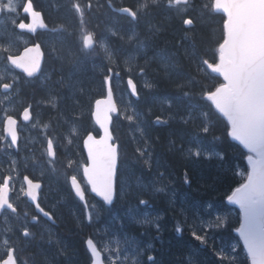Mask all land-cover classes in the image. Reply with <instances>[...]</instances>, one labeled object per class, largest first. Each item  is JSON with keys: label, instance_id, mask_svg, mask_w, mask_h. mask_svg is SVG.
<instances>
[{"label": "trees", "instance_id": "16d2710c", "mask_svg": "<svg viewBox=\"0 0 264 264\" xmlns=\"http://www.w3.org/2000/svg\"><path fill=\"white\" fill-rule=\"evenodd\" d=\"M100 1L102 13L110 12L113 18H101L94 48L81 56L72 41L53 40L59 41L57 58L64 59L59 44H66L74 58L68 55L66 65L46 59L33 81L43 90L36 97L45 101L59 125L62 144L77 148L82 160V139L96 131L91 115L83 116L85 106L89 107L87 97L96 93L95 99L101 98L109 77L107 67L116 72L111 77L119 109L118 132L114 128L120 152L115 203L108 209L94 202L101 205L99 216L87 224L80 203L76 208L68 202L69 186L51 188L43 180L39 204L57 222L58 239L63 247L68 245V251L80 253L78 264H88L86 236L97 238L94 241L108 264H249L234 234L239 213L225 203L245 179L238 172H246L247 153L230 140L227 123L204 98L221 84L205 63L217 61L224 17L212 11V0H191L187 13L191 26L186 27L173 14L160 12L156 3L161 0H124L123 5L136 14L132 21L114 16ZM154 25L160 26L159 33V28L145 30ZM100 55L103 60L98 61ZM78 56L83 65L74 64ZM70 65H74L71 70ZM128 78L136 85L138 100L128 94ZM64 85L71 91H64ZM72 133L78 140L71 146ZM8 153L16 156L12 150ZM59 154L57 146V160ZM0 170L5 172L6 167ZM27 174L37 180L29 172L23 175ZM11 201L18 202L13 195ZM15 207L19 209V202ZM9 235L18 250L22 235ZM38 246L47 245L40 241ZM39 253L27 254L26 260L31 258L27 264L52 261L43 250Z\"/></svg>", "mask_w": 264, "mask_h": 264}, {"label": "water", "instance_id": "95a60500", "mask_svg": "<svg viewBox=\"0 0 264 264\" xmlns=\"http://www.w3.org/2000/svg\"><path fill=\"white\" fill-rule=\"evenodd\" d=\"M213 11L225 16V40L218 48V62L207 65L208 70L220 77L223 85L205 96L229 125V137L250 155L246 158L248 175L246 181L236 188L226 199V203L240 213V225L235 231L239 237L249 264H264V0H214ZM134 19L128 9L120 11ZM39 18V15L35 17ZM186 25L190 26L189 21ZM90 36L84 40L86 49L92 47ZM30 51V53H29ZM30 57H26L27 55ZM27 77L38 75L42 56L39 52L25 51L19 61L12 63ZM128 91L137 99L136 86L127 80ZM118 110L109 82L106 83V98L93 105L92 120L100 131V137L89 134L83 141L87 165L82 175L89 187V193L109 208L115 201V179L118 164L117 144H112V115ZM29 110L21 115V121L29 123ZM17 121L7 118L3 133L17 150L19 134ZM48 158L54 159L55 152L51 141L47 146ZM24 197L38 214L50 224L51 216L38 205L40 183L23 179ZM69 186L73 195L86 207L82 187L75 178H70ZM9 178L0 186V212L16 211L9 203ZM85 248L90 255V264H105L102 254L88 239ZM1 264H17L14 251L10 250Z\"/></svg>", "mask_w": 264, "mask_h": 264}, {"label": "rangeland", "instance_id": "374dc122", "mask_svg": "<svg viewBox=\"0 0 264 264\" xmlns=\"http://www.w3.org/2000/svg\"><path fill=\"white\" fill-rule=\"evenodd\" d=\"M94 1H95L94 21L97 20V22L100 21L102 22V20L104 19L110 20L113 18L111 13L110 12L108 13L106 10H105L106 12L103 11L102 13V9L98 7V5L100 4V0H94ZM105 1H112L115 2L116 4H123L124 2V0H105ZM156 5L160 7L161 9L160 12L162 14H164V12H169L174 15L173 16L174 19H178L181 22H184V20L188 18L187 10L191 6L190 3H188V5L187 2L186 4H182L177 0H171V1L161 0L158 3H156ZM171 9H173V11ZM54 15L55 13L53 14V17H55ZM114 16L116 15L114 14ZM57 17H61V15ZM100 25L101 23L97 24L96 26L90 29H82V27H80L78 30L73 32L66 29L63 30V33L68 41L73 42L74 41L73 37H74L78 41V43L82 45L83 38H85L88 35L87 33L89 31L92 34L95 42L96 32L98 30L97 27ZM160 26L162 27L164 26V24L162 23ZM160 26L159 25L156 26L154 25L152 27L147 26L145 30L149 32L152 28L158 29ZM160 31H161L160 28L156 30L157 33H159ZM58 42L55 43L51 42L52 44L51 48L53 49V54L52 56H49L48 59H50L51 63L53 62V60H57L59 61L58 62L59 64L66 65L65 61H67L68 55L69 57L71 56L72 58H74V55L73 56L70 55L71 54L69 53L70 51L68 49L67 50L65 49L67 47L66 44H59V47L61 46L60 48L63 51L62 56L64 57V59H61L60 56L57 58L56 49L58 50V45H57ZM95 45L96 42L94 46ZM91 56L96 57V53L95 52L91 53ZM73 67L74 65H70V70ZM161 67L163 66L161 65ZM82 71H84V69H82ZM22 75L24 76V74ZM30 84L32 83L30 82ZM24 85L27 88L23 89L20 88L18 85V89L14 95H2V94L0 95V158L2 159L5 158L4 160L2 159L0 160V165L4 164L6 167V171L3 174L0 172V181L2 182L3 180L2 179L3 177L1 175H8V177L12 179L13 182L11 181V194L15 196L19 202V209L16 215H12L9 213L0 214V263L5 258L10 248L15 249L14 245L8 239L3 238V233L6 232L7 228L15 226L16 234L20 233L23 239L22 242L18 241L17 243L18 244L17 248L19 249V258H20V259L17 258L18 264H27L31 258L29 255L28 259L26 260L27 258L26 255L32 251L36 252L37 254H41L39 253L41 250H43L44 256L45 255L51 256L50 260L52 261H50V263L48 262V264H78L79 258L81 256L80 253L79 252L73 253V251H68L67 246L64 247L62 246V242H61L62 240L58 239V232L55 226L52 227L47 223L39 222L38 224L33 225L35 228L29 229L31 228L30 222L32 221V216L28 217L30 213L29 204L26 202L25 198H23L24 187L22 180L19 179L20 176H23L24 173L26 174V172H29L30 175L33 176L35 179L44 180L45 182L47 181L48 184L51 186V188L64 186V185L68 186L69 178L66 176V173L72 172L74 176L81 181L83 179L82 167L83 165H86L85 163L86 160L85 157L82 160L79 159V152L77 148L71 147L69 149L68 145L62 144L63 141L62 135L59 134V130H58L59 125H57V122H55L54 116L49 114L48 112L49 110L46 108L45 101L44 100L43 102L39 101L40 99L36 97V95L31 94L30 92L31 86H27V84ZM91 89L92 88H90V92L94 93L95 90H91ZM94 95H96V93L93 94V96L87 97V101L89 102L88 103L89 107H87V105L85 106L83 116L85 115V112L86 115L87 114L91 115L93 103L96 100ZM44 97L45 99L48 98L46 96ZM62 106H64V103L62 104ZM25 107L26 109L30 110V112L33 114V118L29 124L24 123L21 120L19 121V124L21 125V130H20L21 145L19 146L18 151L15 152L11 147L10 142L3 135V124L5 123L6 119L9 118L8 116L13 117L15 115V117L19 118L17 115L18 110L19 109L22 110ZM117 123H119L118 117L115 119L112 125L113 135L115 132L114 131L115 127L117 132L119 130V128H117L116 126ZM86 130L87 127L83 128L82 131L85 132ZM49 132L52 133V135ZM97 133L99 132L97 131ZM128 135L130 136V134ZM73 137L75 138V140L69 139L71 146L72 144L75 145L78 140V136L75 133H72V138ZM48 138H50L51 141L54 143L55 147L58 146V149L60 150L61 154H59L58 160L57 158L56 160H51L47 157V151L45 149V146ZM114 142L117 143L115 139ZM68 149H69V154H68ZM10 150H12L16 154V156L10 155L8 153ZM18 153L19 155H17ZM119 153L120 152L118 145V156ZM63 156H65L64 159ZM62 161H64L65 163L63 164ZM238 174L244 175V171H240L238 172ZM18 202H16L15 205H18ZM59 203H61V201H59ZM92 224L93 223H91V225ZM27 229H28L27 231L28 234L26 236H23V232ZM76 231L78 232V229H76ZM36 236L38 237L37 242H36V238H37ZM85 238L87 239L88 237L86 236ZM94 239L97 242V238L94 237ZM40 241H44L45 245L47 246L46 247L44 246L41 249H36L35 247L38 246V242ZM84 250L88 257V264H89L90 258L85 249V245H84ZM75 254L77 255V257H75Z\"/></svg>", "mask_w": 264, "mask_h": 264}, {"label": "flooded vegetation", "instance_id": "af4514ba", "mask_svg": "<svg viewBox=\"0 0 264 264\" xmlns=\"http://www.w3.org/2000/svg\"><path fill=\"white\" fill-rule=\"evenodd\" d=\"M180 1L184 2V0ZM108 2L111 1L102 0V7L117 15ZM94 5V0H0V95H14L18 85L25 89L27 87L24 84H30L31 80L12 65V62L25 50L38 47L44 61L52 56L51 42L54 36L61 33L58 20H61L63 15L57 17L60 16L61 11L66 12V29L72 32L80 27L90 29L99 24L97 20L94 21ZM31 10L40 14L47 30H38L34 34L28 31L31 17L27 11ZM54 13L55 17H53ZM25 109L26 107L23 108ZM17 115L19 118L15 115L13 117L18 120V125L21 127L19 124L21 113L18 111Z\"/></svg>", "mask_w": 264, "mask_h": 264}, {"label": "bare ground", "instance_id": "6f19581e", "mask_svg": "<svg viewBox=\"0 0 264 264\" xmlns=\"http://www.w3.org/2000/svg\"><path fill=\"white\" fill-rule=\"evenodd\" d=\"M60 15H63L62 16V18H61V20H58V23H59V25H60V29H61V33L60 34H62V35H60V34H58V35H60V36H58V37H56V36H54L53 37V40H65V41H68L66 38H65V35H64V33H63V29H66L65 27V16H66V12L65 11H61L60 12ZM117 18V17H116ZM79 29V28H78ZM77 29V30H78ZM103 37L104 36H106L104 33L103 34H101ZM73 39H74V41L72 42V44H73V48H75V49H77V51H79L80 52V54H81V56H84V55H87V53L86 52H89L90 50H85V49H82V48H80L79 47V45H78V43L76 42V40H75V38L73 37ZM82 46V45H81ZM56 55L58 56V51L56 52ZM48 59V58H47ZM98 61H101V60H103V57L100 55L99 57H98V59H97ZM73 61H74V64L75 65H83L82 64V62H84V60H83V58L82 57H80V56H78V57H76V59H73ZM108 68V72H109V77L107 78V80H109L110 82H111V77H112V72H114L112 69L113 68H111V67H107ZM114 73H116V72H114ZM34 80H32V81H30L32 84H28L27 86H31V90H30V92H31V94H33V95H36V94H41L42 92H43V90L38 86V84L39 83H37V84H34V82H33ZM63 90L64 91H67V92H69L70 90L64 85V87H63ZM39 95H37V96H39ZM69 96H72L71 94H69ZM27 102V101H26ZM32 102H34V101H32ZM154 106H156V104H154ZM20 113H21V115L23 114V112L25 111V110H18ZM85 116H86V112H85ZM84 116V117H85ZM16 129H17V132H18V134H19V131L21 130V127L20 126H18L17 125V127H16ZM50 133V132H49ZM51 135H52V133H50ZM96 137V136H95ZM63 148V147H62ZM64 149V148H63ZM20 153V152H19ZM19 153L17 154V155H19ZM0 167H5V165L3 164V165H0ZM0 172L3 174L4 172H2L1 170H0ZM25 174V173H24ZM2 177V179L4 180L6 177H8V175H1ZM66 176L68 177V178H73V177H75L74 176V174L72 173V172H67L66 173ZM2 180V181H3ZM38 181H39V183L42 185V190H43V180H40V179H37ZM0 183H1V181H0ZM79 183V182H78ZM80 184V183H79ZM81 186V185H80ZM61 188V187H60ZM62 191L60 190V193H61ZM68 195H70V196H68V198H69V203L72 205V206H74V207H76V208H78V205H77V199H76V197L75 196H73L72 194H70V193H68ZM88 197H90V199H91V201L89 202L88 201ZM85 201H86V204H87V206H88V209H89V222H86L87 224H89V223H91V221L93 222V219H96V218H98V216H99V212H100V209H101V205H95L94 204V202H96V203H98V201L95 199V198H93L91 195H87L86 197H85ZM61 204V203H60ZM109 208H111V207H109ZM29 209L30 210H32L33 211V208L32 207H30L29 206ZM121 214V216H123V214H125V212L124 213H120ZM126 215V214H125ZM53 220V222H54V225L55 226H57V222L54 220V219H52ZM40 223H45V220H42ZM29 229H33V228H29ZM28 231V229L27 230H25V232H27ZM10 232L12 233V234H16V229H15V226L14 227H8L7 228V230H6V232H4L3 233V238H5V239H10ZM67 247H68V245H66ZM14 253H15V255L17 256V255H19V249L18 250H14Z\"/></svg>", "mask_w": 264, "mask_h": 264}]
</instances>
